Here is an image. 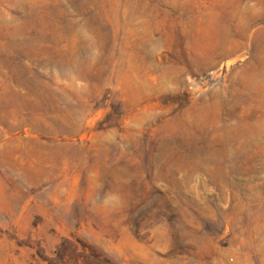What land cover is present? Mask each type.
<instances>
[{"label": "rangeland", "instance_id": "374dc122", "mask_svg": "<svg viewBox=\"0 0 264 264\" xmlns=\"http://www.w3.org/2000/svg\"><path fill=\"white\" fill-rule=\"evenodd\" d=\"M0 264H264V0H0Z\"/></svg>", "mask_w": 264, "mask_h": 264}]
</instances>
